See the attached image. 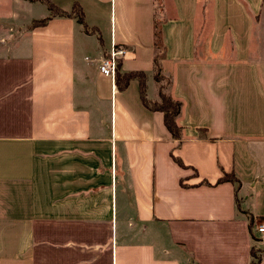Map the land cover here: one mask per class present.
<instances>
[{"label": "crops", "instance_id": "crops-1", "mask_svg": "<svg viewBox=\"0 0 264 264\" xmlns=\"http://www.w3.org/2000/svg\"><path fill=\"white\" fill-rule=\"evenodd\" d=\"M6 1L0 264H264V0ZM155 23L179 140L97 68L158 100Z\"/></svg>", "mask_w": 264, "mask_h": 264}, {"label": "trees", "instance_id": "trees-1", "mask_svg": "<svg viewBox=\"0 0 264 264\" xmlns=\"http://www.w3.org/2000/svg\"><path fill=\"white\" fill-rule=\"evenodd\" d=\"M41 1V0H40ZM43 1V0H42ZM46 5L48 7V10L50 11V15H70V12L62 11L58 8L53 7L48 2H46ZM76 21L78 23H82L81 15L77 12L73 13ZM48 16V17H49ZM43 18L39 20H33L32 25H40L45 22V20L48 18ZM153 47L155 49V53L152 59V68H153V78L156 82L162 81V84L158 88V100L156 101H149L144 97V76L141 72H127V73H118L117 72V66L118 61L116 62V69L114 73V82L118 89H122L129 79L136 78L139 83V94L142 101V104L147 107L149 110L159 111L162 114V121L167 129V131L170 133L171 137L174 139L179 140L180 139V127L176 123V116L180 109V103L170 97L169 94H167L164 91V87L169 84L170 80L169 78L165 77L161 73L159 60L161 57V54L163 52V46L160 41V33L157 24L154 25V32H153ZM174 160L179 164L182 165L179 159L174 157ZM229 181L231 183H234V185H238V180L232 173H223L220 177L216 179V183ZM203 183H207L203 181ZM252 217L249 215L248 218V224L251 226ZM250 255L252 256V260L249 262V264H257L258 257L255 255V250H250Z\"/></svg>", "mask_w": 264, "mask_h": 264}, {"label": "built area", "instance_id": "built-area-1", "mask_svg": "<svg viewBox=\"0 0 264 264\" xmlns=\"http://www.w3.org/2000/svg\"><path fill=\"white\" fill-rule=\"evenodd\" d=\"M125 54V49L117 45H111L106 54L98 61V72L100 75L109 78H114L116 62ZM253 231L260 237L264 238V220L257 221L253 224Z\"/></svg>", "mask_w": 264, "mask_h": 264}, {"label": "rangeland", "instance_id": "rangeland-1", "mask_svg": "<svg viewBox=\"0 0 264 264\" xmlns=\"http://www.w3.org/2000/svg\"><path fill=\"white\" fill-rule=\"evenodd\" d=\"M6 9H9V2L0 0V10L6 11Z\"/></svg>", "mask_w": 264, "mask_h": 264}]
</instances>
